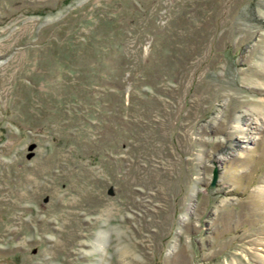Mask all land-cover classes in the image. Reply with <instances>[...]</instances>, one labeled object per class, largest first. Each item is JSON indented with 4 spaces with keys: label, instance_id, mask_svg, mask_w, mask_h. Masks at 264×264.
<instances>
[{
    "label": "rangeland",
    "instance_id": "1",
    "mask_svg": "<svg viewBox=\"0 0 264 264\" xmlns=\"http://www.w3.org/2000/svg\"><path fill=\"white\" fill-rule=\"evenodd\" d=\"M0 264H264V0H0Z\"/></svg>",
    "mask_w": 264,
    "mask_h": 264
},
{
    "label": "water",
    "instance_id": "2",
    "mask_svg": "<svg viewBox=\"0 0 264 264\" xmlns=\"http://www.w3.org/2000/svg\"><path fill=\"white\" fill-rule=\"evenodd\" d=\"M217 173L215 172V179H216Z\"/></svg>",
    "mask_w": 264,
    "mask_h": 264
}]
</instances>
